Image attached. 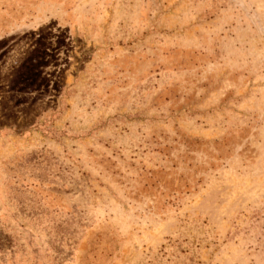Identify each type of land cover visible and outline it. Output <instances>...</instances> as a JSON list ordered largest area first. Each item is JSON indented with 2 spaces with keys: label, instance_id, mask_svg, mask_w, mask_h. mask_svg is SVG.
<instances>
[{
  "label": "rangeland",
  "instance_id": "obj_1",
  "mask_svg": "<svg viewBox=\"0 0 264 264\" xmlns=\"http://www.w3.org/2000/svg\"><path fill=\"white\" fill-rule=\"evenodd\" d=\"M0 264H264V0H0Z\"/></svg>",
  "mask_w": 264,
  "mask_h": 264
}]
</instances>
